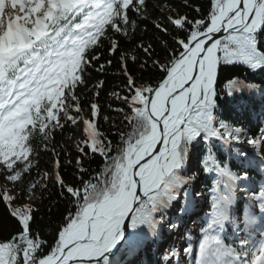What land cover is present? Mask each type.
<instances>
[{
	"label": "snow or ice",
	"instance_id": "snow-or-ice-1",
	"mask_svg": "<svg viewBox=\"0 0 264 264\" xmlns=\"http://www.w3.org/2000/svg\"><path fill=\"white\" fill-rule=\"evenodd\" d=\"M261 74L264 0H0V264H264Z\"/></svg>",
	"mask_w": 264,
	"mask_h": 264
},
{
	"label": "trees",
	"instance_id": "trees-1",
	"mask_svg": "<svg viewBox=\"0 0 264 264\" xmlns=\"http://www.w3.org/2000/svg\"><path fill=\"white\" fill-rule=\"evenodd\" d=\"M173 3L174 4H179V0H173ZM233 75H237V76H240V77H244L245 75H249L251 76L250 73H246L243 68H238L236 69L234 72H233ZM262 78H264V74H261V75H258V76H255L254 77V80L255 82H259ZM96 79H105L106 80V86H105V89L102 91L101 93V96H100V103L102 105H104L105 107V114H109L107 112V102H109V98L107 96V92L112 88V86L117 82L115 80H113L111 78V76H100L99 74L97 73H93V80H96ZM223 87V83L221 84V88ZM221 103L224 104L225 106V109H227L228 107H230L229 103H228V100L227 98L222 94L221 95ZM240 123H242L244 126L246 127H249V128H252L253 130H255V122L253 121L252 124H249L248 123V118L247 117H244L242 120L239 121ZM106 127V126H105ZM60 137L57 136V139H59ZM44 159H47V157H45ZM95 163L92 164V167H95ZM66 178L67 179H71L72 178V169L69 168L66 170ZM255 175V174H254ZM202 177V176H201ZM197 179H200V177H197ZM208 183H209V180H208ZM202 185V183H201ZM200 185V186H201ZM44 214V208L42 207L41 208V212L38 214V215H43ZM0 216H3V209L0 208ZM45 219H47V217H45Z\"/></svg>",
	"mask_w": 264,
	"mask_h": 264
},
{
	"label": "rangeland",
	"instance_id": "rangeland-1",
	"mask_svg": "<svg viewBox=\"0 0 264 264\" xmlns=\"http://www.w3.org/2000/svg\"><path fill=\"white\" fill-rule=\"evenodd\" d=\"M246 147V146H245Z\"/></svg>",
	"mask_w": 264,
	"mask_h": 264
}]
</instances>
